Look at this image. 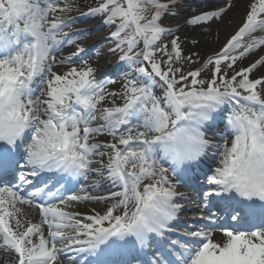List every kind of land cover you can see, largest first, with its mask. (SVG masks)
Masks as SVG:
<instances>
[{"label":"snow or ice","instance_id":"obj_1","mask_svg":"<svg viewBox=\"0 0 264 264\" xmlns=\"http://www.w3.org/2000/svg\"><path fill=\"white\" fill-rule=\"evenodd\" d=\"M180 3L102 0L81 13L114 27L106 39L118 54L116 91L76 44L86 30L65 31L72 0H0V251L11 264H264V74L252 77L264 54L236 67L264 48V0H249L203 60L185 56L174 33L210 27L232 0L165 26ZM209 154L216 166L198 199L231 209V224L203 210L183 224L189 197L178 188ZM104 185L112 190L91 194ZM81 202L105 207L70 210ZM21 206L38 210V222Z\"/></svg>","mask_w":264,"mask_h":264},{"label":"bare ground","instance_id":"obj_2","mask_svg":"<svg viewBox=\"0 0 264 264\" xmlns=\"http://www.w3.org/2000/svg\"><path fill=\"white\" fill-rule=\"evenodd\" d=\"M85 1V0H83ZM198 0H181V3L178 5L176 11L179 13V15L173 17V16H165L163 18V22L166 24L167 27H175V25L180 24L183 22L184 18H188L193 14L199 13L201 11H208V10H213L217 8L218 6H222L225 2V0H218L217 3L214 2V0H201L199 4L196 2ZM249 0H232L233 7L231 10L227 11L223 15V19L213 21L210 24V27H186L184 32L188 30H192V34L190 33L187 34L185 33L183 37V43L185 45H188L189 41L194 37L198 38L200 40L201 46H207L209 49V54H211L214 51H218L220 47H222L223 43L226 41V38H228L238 27V25L242 22L244 13L247 10V4ZM75 9L77 10L78 7L75 6ZM184 14V15H183ZM86 22L84 24H77L73 28L69 29L70 30H77V29H83L86 30L85 33H80V34H91L93 35L96 31H101L103 30V26L99 25L98 22L96 21H91L88 20V17H86ZM88 20V21H87ZM101 29V30H100ZM111 29L104 30V32H100L96 35L103 36V38H107V34ZM187 34V35H186ZM259 35V33H258ZM171 39V36H166L164 37L165 40ZM191 38V39H190ZM99 39V38H98ZM96 38H92L91 42H97ZM100 40V39H99ZM107 40V39H106ZM188 41V42H187ZM107 50L104 51V55L102 58H100V62L102 63L100 65V68H106L109 67L110 69H113L114 72H116L115 65H112L113 62L118 63V57L116 55L111 54L108 52V48H110V45H106ZM261 54H264V48L256 50L254 53H250L249 56L245 59H243L242 62H238L237 67L241 66H248L251 62H253L255 59L259 58ZM70 55V54H69ZM68 56V55H67ZM116 63V64H117ZM245 64V65H244ZM69 65L63 67H56V71L58 72H63L66 71ZM264 74V68H258V70H254L252 77L256 78ZM190 183V182H188ZM107 186V185H104ZM103 187V186H101ZM100 187V188H101ZM182 188H178V191L181 192ZM201 197V196H198ZM196 202L199 203L200 209L203 210L205 207V200L203 199H195ZM189 202V201H188ZM23 209L24 214L33 220V222H38L39 220V215H38V210H36L34 207L30 206H21ZM220 207V206H218ZM221 208V207H220ZM223 208V207H222ZM91 209H95L96 211H102L104 209L103 204H97L96 202H81L79 205H77L74 209L70 210H75L79 211L81 213H89ZM214 214V213H213ZM194 214H191V217H194ZM192 224V223H190ZM187 223V225H190ZM231 224V222L229 223ZM193 225V224H192ZM199 227V226H196ZM191 230H195V228H192ZM213 240L215 241H220L222 238V233L218 230H213ZM12 261V255L5 254L3 251H0V264H11Z\"/></svg>","mask_w":264,"mask_h":264},{"label":"rangeland","instance_id":"obj_3","mask_svg":"<svg viewBox=\"0 0 264 264\" xmlns=\"http://www.w3.org/2000/svg\"><path fill=\"white\" fill-rule=\"evenodd\" d=\"M100 2H102V0H85V1H83V0H72V3L75 5V6H77L78 7V9L77 10H74V11H72L71 13H69L68 15H71V16H73V17H75L77 20L81 17V18H83V19H80L79 21V23H82V24H84V22H82V21H86V18H84V17H86V16H82L81 15V13H85V12H87V10H88V8H90V7H96V6H98V4L100 3ZM198 4H199V2H201V0H198V1H196ZM214 2L215 3H217L218 2V0H214ZM76 15H81V16H76ZM184 15V14H183ZM187 19V17L186 18H184V20L183 21H185ZM88 20H91V21H96V22H98L99 23V25H101V26H103V30L102 31H104L105 30V28H107V29H113L114 30V27H110V26H108V25H106V24H104L103 23V17L102 16H89V18H88ZM87 20V21H88ZM77 23V22H76ZM162 23L166 26V24L163 22V19H162ZM188 26H190V27H194V26H191V25H184V26H182L181 27V29L179 30V32H176V33H174V35H179L180 36V38H181V40L183 41V37L182 36H184L185 35V33H187V34H189L190 35V33L192 34V30H188V31H186V32H184V30H185V28L186 27H188ZM189 28V27H188ZM101 30V29H100ZM102 31H100V32H102ZM100 32H98V33H100ZM94 34H97V33H94ZM186 34V35H187ZM191 36V35H190ZM93 37V35H87V36H85V37H83V39L82 40H85V42L87 43V41H88V44H89V41L91 40V38ZM191 39V38H190ZM193 39H196V40H198V38H196V37H194ZM80 40V39H79ZM82 40H80V41H82ZM168 40H170V38L168 39ZM168 40H166V41H168ZM80 41H77V42H80ZM191 41H192V39L189 41V43H188V45H185L184 43L182 44V47H183V50H184V55L185 56H187V55H189L191 52H198L199 53V55H200V57H201V59L203 60L204 58H206L208 55H209V49H208V47L207 46H201V44H200V40H198L199 41V44H198V46H193L192 45V43H191ZM76 42V43H77ZM188 42V41H187ZM107 43H109V45L110 46H112L111 45V42L110 41H106V42H102V44L99 46V44L94 48V49H92V51H91V55H89L88 57H86L85 59L86 60H88L89 61V63H91L93 66H95V67H97L98 68V71L100 70H105V69H101L100 68V65L102 64L101 62H100V58H102L103 57V55H104V51H106V49H107V47H106V45L105 44H107ZM91 44V43H90ZM73 45H75V44H73ZM65 46H68V45H65ZM84 47H88V45H86V46H84ZM75 48H76V45H75ZM71 50H65L64 49V51L63 50H61V52L60 53H58L57 54V56H66L67 55V53L68 52H70ZM97 51H99L100 53H101V55L98 57L97 55H96V53H97ZM116 57H118V54L116 55ZM77 63V62H76ZM117 62H115V64H116ZM245 65V64H244ZM60 66H63V67H65V66H67V65H60ZM60 66H57V67H60ZM77 66H79V62L77 63ZM199 65H196V64H192V65H185V69L186 70H191V69H194V68H196V67H198ZM237 67V66H236ZM57 68H55L54 70H56ZM237 69H238V67H237ZM102 74H103V72H102ZM229 75H231V73H229ZM114 79H116L117 80V83H115V84H112V85H108V89L109 90H116V91H119V89H120V85H121V81H120V79H119V77L116 75V77L114 78ZM116 103L117 104H119V103H121V100H119V99H116ZM110 106V105H109ZM209 134H211V133H209ZM97 139L98 140H100V141H105V140H111L112 138L111 137H107V136H100V137H97ZM212 159L214 158V157H211ZM210 158V159H211ZM211 159V160H212ZM213 161V164L211 165L213 168L216 166V161L215 160H212ZM212 168V169H213ZM196 175V174H195ZM197 180H198V182H199V195L200 196H202V193L204 192V191H207V183H208V177L207 176H204V177H201L200 175H198V177H197ZM201 181V182H200ZM183 190H185V189H183ZM185 191H188L189 192V194L190 195H192V196H197V193H195V192H193L192 191V189H186ZM91 194L92 195H97V196H99V195H104L105 194V191L104 190H93L92 192H91ZM97 204H103L104 205V207H105V204L103 203V202H100V203H97ZM195 204H197V203H195ZM194 203H188V204H186V207H191V206H194L195 205ZM183 214L182 215H184V213H187V212H182Z\"/></svg>","mask_w":264,"mask_h":264}]
</instances>
